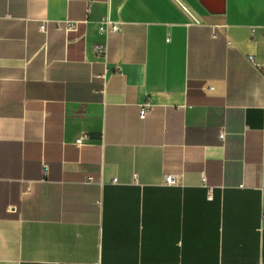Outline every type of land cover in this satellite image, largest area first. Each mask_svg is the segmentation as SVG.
<instances>
[{
	"label": "crops",
	"instance_id": "1",
	"mask_svg": "<svg viewBox=\"0 0 264 264\" xmlns=\"http://www.w3.org/2000/svg\"><path fill=\"white\" fill-rule=\"evenodd\" d=\"M263 216L264 0H0V264H264Z\"/></svg>",
	"mask_w": 264,
	"mask_h": 264
},
{
	"label": "built area",
	"instance_id": "2",
	"mask_svg": "<svg viewBox=\"0 0 264 264\" xmlns=\"http://www.w3.org/2000/svg\"><path fill=\"white\" fill-rule=\"evenodd\" d=\"M92 7V3H89V9H91ZM184 11H186L187 13H189L188 11V8L187 7H183ZM75 27L74 24H69V29H73ZM123 30V23L122 22H115V21H112L108 18L104 19L99 27H98V31L101 33V34H104V35H110V34H114V33H119ZM40 31L45 33L46 32V27L44 24H42L40 26ZM255 30L253 29L252 30V33L254 34ZM212 37L214 39H216L218 37V34L217 33H213L212 34ZM168 41H170V39H168ZM228 45L231 46V43L228 42ZM107 43H102V44H98V45H95L94 46V52L98 55V56H101V57H105L106 54H107ZM250 61L252 62V64L255 66V63L253 61V57H250ZM212 90V88H211ZM154 108V105H152L149 101H146L142 106H141V109H140V119L142 120H145L147 115L153 110ZM222 138L224 139V134L222 135ZM86 140V137H81L80 139H78L76 141V146L78 148L82 147L83 144H84V141ZM45 174L47 175L48 173V166L45 165ZM114 182H117L116 180H114ZM165 184L166 185H176L178 184V181L176 179H174L173 176H167L165 178ZM211 191H210V198H211ZM263 223H264V216H263Z\"/></svg>",
	"mask_w": 264,
	"mask_h": 264
}]
</instances>
